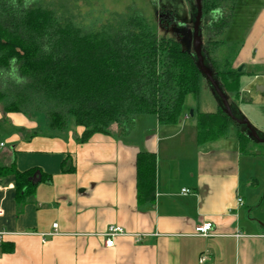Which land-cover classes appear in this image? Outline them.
<instances>
[{"label": "crops", "instance_id": "1", "mask_svg": "<svg viewBox=\"0 0 264 264\" xmlns=\"http://www.w3.org/2000/svg\"><path fill=\"white\" fill-rule=\"evenodd\" d=\"M219 3L227 38L243 30L226 68H241L243 94L254 87L264 96V0ZM47 128L45 118L6 113L0 101V168L35 170L21 198L15 176L0 177V264H264V151L252 140L241 146L226 132L198 143L186 115L174 125L155 116L141 134L131 120L129 130L84 142L82 127ZM141 153L155 157L149 200L138 198ZM205 223L212 230L196 236ZM110 225L126 235L107 248Z\"/></svg>", "mask_w": 264, "mask_h": 264}, {"label": "trees", "instance_id": "2", "mask_svg": "<svg viewBox=\"0 0 264 264\" xmlns=\"http://www.w3.org/2000/svg\"><path fill=\"white\" fill-rule=\"evenodd\" d=\"M69 2L75 0H0V101L6 113H24L35 104L32 111H43L51 130L66 129L69 119L84 128L83 142L96 133H115L137 115H154L161 125L189 117L186 100L198 99L203 79L192 51L177 39L158 37L135 8L85 31L67 14ZM217 2L201 0L202 16L217 10ZM227 22L223 17L213 23L215 36ZM203 54L222 91L238 95L241 72L220 69L207 48ZM195 118L198 143L223 137L233 125L241 146L250 141L222 106ZM11 173L21 198L35 185V170L0 168V177ZM154 175L155 157L139 154V200L152 198Z\"/></svg>", "mask_w": 264, "mask_h": 264}, {"label": "rangeland", "instance_id": "3", "mask_svg": "<svg viewBox=\"0 0 264 264\" xmlns=\"http://www.w3.org/2000/svg\"><path fill=\"white\" fill-rule=\"evenodd\" d=\"M217 3H219V0ZM132 8L140 11L158 37L177 39L182 43L184 48L193 52L191 35L195 18L194 0H75V2H69L67 4L66 12L72 15V21L75 26H79L85 31H91L104 26L111 19L112 14L126 13ZM216 13L217 11L215 10L209 17L208 15L202 16L199 30L202 36L203 48L205 50L207 48L208 52L211 50L213 56L219 61L220 69H225V63L230 64L234 59L240 45L243 30L240 26L238 28L235 27V31L229 35V39L227 38V32L215 36L216 30L213 27V23L217 20V17H215L217 16L215 15ZM211 42L218 43L217 47L211 46ZM204 60L208 63L205 56ZM246 82L247 78L240 77L238 95L226 94V97L234 117L246 119L256 130L258 136L263 139L264 96L257 93L254 87L249 88V94H243L241 89L245 88ZM12 100L15 101L14 99ZM10 102L11 100L7 104ZM39 102L41 101H38L36 106L40 105ZM186 103L194 114L188 117V121L192 123L195 122L197 111L204 113L213 112L215 105H218V99L212 93L209 84L202 79L198 99L194 100L192 97H188ZM28 105L27 112L25 111L24 114L28 117L37 115L39 119L45 118L47 120L43 111H32L35 104ZM154 119V115H137L133 117L132 121L133 125H136L137 133L141 134L143 132V122L152 123ZM75 127L72 120L69 119L67 121V128L72 129ZM240 128L245 134V127L240 126ZM47 129L49 130V128ZM129 129L130 124L117 130V134L122 130L126 131ZM235 131V126L233 125L228 129L226 136L232 137V134H236ZM252 145L261 146L260 150L264 151V143L252 141Z\"/></svg>", "mask_w": 264, "mask_h": 264}, {"label": "water", "instance_id": "4", "mask_svg": "<svg viewBox=\"0 0 264 264\" xmlns=\"http://www.w3.org/2000/svg\"><path fill=\"white\" fill-rule=\"evenodd\" d=\"M195 1V18L193 22L192 35H191V43L193 48V54L196 59V65L203 77V79L209 84L212 93L218 99V107L222 106L224 113L226 116L231 119L238 126L245 127V134L250 138V140L258 143H264V138L261 139L256 130L250 125V123L246 119H238L234 117L232 114L228 99L226 94L220 88L217 80L214 77V72L211 67L205 63L204 54H203V41L202 36L199 30V24L202 17V4L201 0ZM241 71V68H238V72ZM259 86H257L258 88ZM190 117L193 116V111H189Z\"/></svg>", "mask_w": 264, "mask_h": 264}, {"label": "built area", "instance_id": "5", "mask_svg": "<svg viewBox=\"0 0 264 264\" xmlns=\"http://www.w3.org/2000/svg\"><path fill=\"white\" fill-rule=\"evenodd\" d=\"M3 146V144L0 143V148ZM189 191L188 190H182L181 193L182 194H187ZM237 204L241 205L242 201L241 199L237 200ZM57 224H53V228H56ZM212 230V226L210 223H205V224H201L197 227H195V234L196 236H200V237H206L208 235V233ZM50 235H56V232L54 231ZM126 235L123 228L119 227V226H114V225H110L108 226L106 232L103 234L104 237V245L107 248H111L114 246V239L117 236H123Z\"/></svg>", "mask_w": 264, "mask_h": 264}]
</instances>
